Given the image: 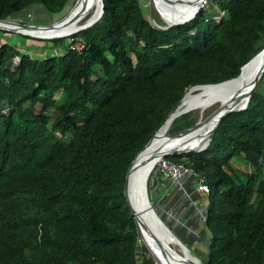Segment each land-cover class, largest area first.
Returning a JSON list of instances; mask_svg holds the SVG:
<instances>
[{"label":"trees","instance_id":"obj_1","mask_svg":"<svg viewBox=\"0 0 264 264\" xmlns=\"http://www.w3.org/2000/svg\"><path fill=\"white\" fill-rule=\"evenodd\" d=\"M71 1L0 0V19ZM209 1L167 26L140 0H103L101 18L72 34L82 50L50 38L64 51L42 58L0 29V264H161L124 196L132 160L189 88L236 77L264 48V0ZM195 122L186 112L168 132ZM165 157L209 187L202 261L264 264V72L204 149Z\"/></svg>","mask_w":264,"mask_h":264},{"label":"bare ground","instance_id":"obj_2","mask_svg":"<svg viewBox=\"0 0 264 264\" xmlns=\"http://www.w3.org/2000/svg\"><path fill=\"white\" fill-rule=\"evenodd\" d=\"M201 3H203L202 5H206L208 1L176 0L172 2L171 0H150L152 7L156 9L167 25L187 21V17ZM68 12L69 16L67 20L57 28H21V30L39 37L71 35V33L79 29L80 25L90 22L94 17H99L102 13L101 2L100 0H82L77 4L74 2ZM8 25L12 27L13 23H9ZM260 59L261 57L251 65L247 72L245 70L243 75L238 78L215 84L197 86L187 91L180 102V109L187 112L197 110L201 117L199 120L200 124L193 130L174 138H168L166 135L169 126L163 127L160 134L144 149L138 159V163L130 179L131 192H129V199L135 210H137V218L141 223L139 224L141 239L161 264H187L185 260L188 261L191 257L187 258L189 252L179 244L178 240L174 237H166L159 230L161 226L154 220L150 208H147L143 193L147 173H150L154 163L156 164L161 158L162 153L175 149H196L207 142L208 135L215 121L213 113L206 116V111L211 107L215 105H218V108L229 105L241 107L248 102L251 91L255 89V72ZM247 95V100L244 102ZM158 154L159 156H157Z\"/></svg>","mask_w":264,"mask_h":264},{"label":"water","instance_id":"obj_3","mask_svg":"<svg viewBox=\"0 0 264 264\" xmlns=\"http://www.w3.org/2000/svg\"><path fill=\"white\" fill-rule=\"evenodd\" d=\"M79 1H82V0H76L75 4H77ZM171 1L175 2L176 0H171ZM206 1H209V0H206ZM100 2H101V7H102V13L99 15V17L98 16L94 17L93 19L90 20V22L80 25L79 29L77 31H75L74 33L92 26L94 23H96L101 18L102 14L104 12V3H103V0H100ZM202 4L203 3H201V5L199 7L194 9V11L187 17V19H186L187 21H184L182 23H185V22H188L189 20H191L200 11V9L203 6H205V5H202ZM198 8H200V9H198ZM68 16H69V12H67L59 20L51 22V23H46V24L23 23V22L12 20V19H0V29L7 30V31H12V32H19V33H22V34H25V35L34 36V35L30 34V33L22 31L21 28H26V29H30V28H34V29H52V28H57V27H59V26L64 24V22L67 20ZM9 23H13V26L10 27L8 25ZM182 23L168 24L167 26H173V25H178V24H182ZM71 34H73V33H71ZM63 36H69V35H60V36H52V37H39V36H34V37L43 38V39H50V38H57V37H63ZM260 57H261V59H260V62L258 64V67H257L256 72H255V75H256L255 82H254V88H255L256 85L258 84L263 72H264V48L262 50H260L255 56H253L247 63H245L241 67V71L236 77L228 79V80H224V81H230V80H233L235 78H238V77L242 76L243 72L245 70L247 72V70L251 67V65L253 63H255L256 61H258V59ZM224 81H222V82H224ZM210 84H215V83H210ZM202 85H206V84H199V85L192 86L191 88H189V90H191L194 87L202 86ZM252 92L253 91H251L250 96H251ZM184 95H183V97H184ZM182 98L179 100V102L174 107V109L171 110V112L169 113L165 123L158 129V131L146 142V144L135 155V157L132 160V163H131L128 171H127V174H126V177H125V183H124V196H125L126 201H127V206L129 207L131 214L134 216V219L136 221L138 230H139V224H141V223L138 221V218H137V210H135V208L133 207V205H132V203H131V201L129 199V192H131V187H130L131 175H132L133 170L135 169V167H136V165L138 163V159H139L140 155L142 154L144 149L148 145H150L154 141V139L160 134L161 129L163 127H165V126L166 127L169 126L168 128H170L173 120L176 117H178V116H180V115H182V114L187 112L186 110L180 109V102H181ZM247 104H248V102L245 105L241 106V107H235V106H231V105L222 106V107L218 108L216 111H214L212 115H214L213 118H214L215 121H214V124H213V126L211 128V131H210L209 135H208V140L203 146H201L199 148H196V149H188V150L175 149V150H172V151H166V152L161 154V157H165L167 155H178V154H181V153H184V152H188V151H200V150L204 149L208 145V143L210 142V136L212 135V133L216 129V127L219 124V122L221 121V119L223 117H225L226 115L230 114L233 111H238V110L245 109L247 107ZM199 124H200V121L198 120L194 124H192L191 126H188L186 128H183V129H180V130H177V131H174V132H167L166 135H167L168 138H174L176 136H179L180 134H184V133H187V132L193 130ZM157 156H159V154ZM154 166H155V163H154L152 169L154 168ZM151 171H150V173H151ZM150 173H147V176L145 178L144 187H143V190H144L143 193H144L145 201L147 203V208H150V210L152 211L151 213L154 216V220L161 226V227L159 226L160 228L158 227L159 230L166 237H174L176 240L179 241V244L182 247L187 249V251L189 252L188 255H187V258L191 257L190 260H188V261L185 260V262L187 264H205L202 260H200L197 256H195L194 254H192L189 251V248L186 245V243L183 242L180 238H178L174 234V232L172 231L170 225L166 221H164L162 219L163 215L158 212L159 208L158 207H154V205L151 203V200H150V197H149V191H148V179H149ZM157 264H158V262H157Z\"/></svg>","mask_w":264,"mask_h":264},{"label":"crops","instance_id":"obj_4","mask_svg":"<svg viewBox=\"0 0 264 264\" xmlns=\"http://www.w3.org/2000/svg\"><path fill=\"white\" fill-rule=\"evenodd\" d=\"M152 184L157 196L156 206L174 234L196 248L208 250L209 231L204 221L208 196L196 190V178L187 175L180 183L160 178ZM203 198L207 199L203 202Z\"/></svg>","mask_w":264,"mask_h":264},{"label":"rangeland","instance_id":"obj_5","mask_svg":"<svg viewBox=\"0 0 264 264\" xmlns=\"http://www.w3.org/2000/svg\"><path fill=\"white\" fill-rule=\"evenodd\" d=\"M75 1L76 0H72L71 3H69L62 12L55 13L52 15L49 14L47 10L41 4H38V5L36 4L31 7L25 8L16 16L12 18H8V19H12V20L19 21V22H24L25 20H27L28 23H35V24L51 23V22L59 20L62 16H64L68 12L70 6H72ZM140 3L146 8L147 10L146 16L152 21L153 24L160 25L162 23V24L167 25L166 22L160 17L156 9L152 7V5L150 4V0H140ZM206 6H208V4ZM159 20L161 21V23L159 22ZM2 40H5L6 42H9L17 46L18 49L21 48L25 52H28L29 54H31L34 58H42L45 53H48V54L60 53L64 51L63 47L54 46V43H53L54 41L51 39L38 38V37L31 36V35H25L19 32H12V31L5 30V32L2 33ZM217 108H218V105L211 107L209 110L206 111V116L211 115ZM192 117L196 118V121L200 120L201 118L200 113L197 110H192ZM152 175L153 174L151 171L149 178ZM150 197H151L150 198L151 203L154 205V207H157L156 206L157 196L156 194H154L153 191H151ZM206 199L203 198L202 201L204 202ZM158 212L160 213V211ZM164 219L167 222V219L166 218ZM186 245L189 246V251L195 256H197L200 260L206 259V251L208 250H202V248L200 247L196 248L195 246L189 243H186Z\"/></svg>","mask_w":264,"mask_h":264},{"label":"built area","instance_id":"obj_6","mask_svg":"<svg viewBox=\"0 0 264 264\" xmlns=\"http://www.w3.org/2000/svg\"><path fill=\"white\" fill-rule=\"evenodd\" d=\"M69 40L67 46L73 50H82L84 48V42L81 40L79 36H73L72 34L69 35ZM21 53L25 51L21 48L19 49ZM20 60V55L15 57V62L17 63ZM7 107L3 109V112H6ZM152 179L156 181L160 178L168 179L174 183H180L181 180L187 176L192 175L197 180V188L196 190L201 193V195H209V187L205 182V179L195 170H193L190 166L174 162L167 157H161L157 163L155 164L152 170ZM152 181V182H153ZM206 220V216H204V221Z\"/></svg>","mask_w":264,"mask_h":264}]
</instances>
